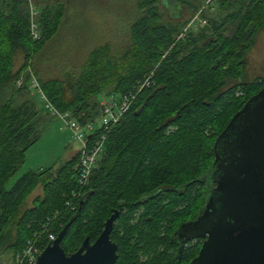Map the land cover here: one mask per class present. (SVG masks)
Segmentation results:
<instances>
[{
	"label": "trees",
	"instance_id": "16d2710c",
	"mask_svg": "<svg viewBox=\"0 0 264 264\" xmlns=\"http://www.w3.org/2000/svg\"><path fill=\"white\" fill-rule=\"evenodd\" d=\"M135 1L140 14L125 43L99 45L78 71L47 78L34 59L56 36L65 2L0 0V255L14 256L29 240H38L44 250L52 244L50 236L57 238L71 223L61 242L70 255L86 238L94 243L115 211L120 213L111 234L118 246L116 264H191L199 255L202 241L180 253L175 233L204 208L212 186L204 177L217 138L264 87V78L238 81L264 27V0L230 1L221 20L181 39L188 23L174 18L166 23L161 0ZM172 1L182 8L188 4ZM33 7L38 40L31 31ZM20 54L24 63L15 70ZM34 80L59 111L70 112L81 125L94 123L89 148L105 134L86 186L80 184L78 151L57 170L29 171L6 188L40 138L36 101L17 102L35 91ZM102 94L135 96L107 128L99 126ZM39 186L42 194L23 206Z\"/></svg>",
	"mask_w": 264,
	"mask_h": 264
},
{
	"label": "water",
	"instance_id": "95a60500",
	"mask_svg": "<svg viewBox=\"0 0 264 264\" xmlns=\"http://www.w3.org/2000/svg\"><path fill=\"white\" fill-rule=\"evenodd\" d=\"M204 179L212 185L204 208L175 233L178 240H204L191 264H264V87L217 138ZM119 216L115 211L94 243L86 238L70 255L61 247L67 224L35 264H116L118 246L111 234Z\"/></svg>",
	"mask_w": 264,
	"mask_h": 264
},
{
	"label": "rangeland",
	"instance_id": "374dc122",
	"mask_svg": "<svg viewBox=\"0 0 264 264\" xmlns=\"http://www.w3.org/2000/svg\"><path fill=\"white\" fill-rule=\"evenodd\" d=\"M63 1L66 4L65 19L56 36L34 59L37 70L47 78H61L66 73L78 71L90 52L106 42L120 47L128 38L130 24L140 14L135 0ZM161 1L160 12L163 13L166 23L171 22V18L174 17V20H177L178 15L181 23H188L178 37L181 39L189 33H198L202 27L208 26L211 20H221L226 15L224 9L229 7L228 2L235 0H227L226 4L223 0H185L188 4L184 8L172 0ZM193 20L196 21L195 25L189 27ZM246 62L245 74L238 80L239 82L264 78V27L256 33ZM23 63L20 54L16 57L15 70ZM234 82L236 81H230L229 84ZM105 94L100 95L101 102L110 101L111 97ZM39 98L37 92L31 91L25 98L17 99V102L24 99L36 101L41 117L37 127L40 138L27 152L24 165L6 184L7 189L29 171L45 170L50 167L57 170L82 147L81 143L73 140L71 132L58 117L47 115L48 111ZM41 194L42 189L39 186L23 206H30L33 199ZM13 258L15 257L10 252L3 253L0 255V264H11Z\"/></svg>",
	"mask_w": 264,
	"mask_h": 264
},
{
	"label": "built area",
	"instance_id": "2783aa9c",
	"mask_svg": "<svg viewBox=\"0 0 264 264\" xmlns=\"http://www.w3.org/2000/svg\"><path fill=\"white\" fill-rule=\"evenodd\" d=\"M37 14L38 12L33 7L31 11V16H32L31 31L34 40H38L40 38L39 31L37 30V24L34 22V18L35 16H37ZM195 23L196 21L193 20L189 24V27L194 26ZM148 80L149 79H147L146 81L147 84H148ZM18 85L19 86L21 85V81H19ZM32 87L35 88V92H37L40 95V100L43 102L45 109L52 116L58 117L64 123L65 128L71 132L74 141L81 143L82 147L79 150L80 152L79 168H80V176H81L80 184L82 186H86L92 175L93 169L96 166L97 159L100 156V154L103 152V142L106 138L105 134L99 135V137L94 140L92 146L89 148L88 140L90 136L94 135L96 129L94 123H87L85 125H81L80 123H78V121L73 117V115L70 112L59 111L55 106H53L51 102L47 99L43 91L40 90V87L35 80L32 83ZM134 100H135V96L132 94L129 96H125L121 99L111 97L110 101L102 102L103 115L101 116L99 126L101 128L103 127L107 128L111 124L117 123L120 120V118L123 116V114L129 110ZM76 196L77 195H75V197ZM68 205L70 206L69 203ZM50 240L53 243L56 240V237L51 235ZM38 244H39L38 240H29L26 246L20 252L14 255L15 258H13V262L11 264H35L38 257L43 251L40 249Z\"/></svg>",
	"mask_w": 264,
	"mask_h": 264
},
{
	"label": "flooded vegetation",
	"instance_id": "af4514ba",
	"mask_svg": "<svg viewBox=\"0 0 264 264\" xmlns=\"http://www.w3.org/2000/svg\"><path fill=\"white\" fill-rule=\"evenodd\" d=\"M114 214V213H113ZM120 217V216H119ZM118 217V218H119ZM117 221V220H116ZM115 224V223H114ZM104 230V229H103ZM196 240H198V239H196ZM196 240H189V241H187L186 239H180L179 241H178V243H179V245H180V247L181 246H183V247H186L189 243H192V242H194V241H196ZM200 241H202V243H203V239H199ZM92 243V242H91ZM177 244V243H176ZM180 247H179V249H180ZM202 247V246H201ZM184 249V248H183ZM117 263V262H116Z\"/></svg>",
	"mask_w": 264,
	"mask_h": 264
},
{
	"label": "crops",
	"instance_id": "0c3cea01",
	"mask_svg": "<svg viewBox=\"0 0 264 264\" xmlns=\"http://www.w3.org/2000/svg\"><path fill=\"white\" fill-rule=\"evenodd\" d=\"M101 99H102L101 96H99V100H100V101H101ZM76 153H77V152H76Z\"/></svg>",
	"mask_w": 264,
	"mask_h": 264
}]
</instances>
